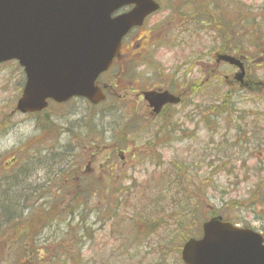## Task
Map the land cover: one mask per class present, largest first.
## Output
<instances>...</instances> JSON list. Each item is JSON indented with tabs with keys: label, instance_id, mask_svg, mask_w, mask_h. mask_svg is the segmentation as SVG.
<instances>
[{
	"label": "rangeland",
	"instance_id": "rangeland-1",
	"mask_svg": "<svg viewBox=\"0 0 264 264\" xmlns=\"http://www.w3.org/2000/svg\"><path fill=\"white\" fill-rule=\"evenodd\" d=\"M155 1L160 4L161 10L154 16L151 28L157 32L161 31V39L157 46L155 43L151 44L152 50L147 55L152 57L154 62L153 69H155L157 77L152 76L153 81H156L155 78L160 81L173 79L177 84V91L180 92H184L186 89L182 83L181 76L186 75L187 85L188 82L190 83L187 87L188 94L186 96L189 101L187 124L182 132L185 141L149 146V144H144L141 139H138V135L142 132L144 135L142 137L143 141L148 142L149 136H145V134L155 131L154 129H141V127L152 122L147 119V107L142 100L137 102L135 115L133 112H129L123 116V113L116 114L105 107L91 108L86 103L75 100L71 101L69 105L60 107L50 105L44 113L38 114L37 117L22 116L16 113V105L24 84V75L15 64L8 63L0 66V170L15 158L18 160L24 155L32 154L34 148L38 150L50 148L60 150L61 146H65L64 152L67 153L74 152L78 146L84 150L82 154L84 156H80L81 154L77 153L79 150L74 152L78 159L76 162H79L78 175H88L96 182L103 184V181L99 179L104 178L105 171L100 168V165L105 162L107 157L105 153L106 145L114 142L123 144V142L128 141L134 146L124 147V154L128 156L136 152L139 160L134 163L131 160V164H127L129 167L135 165L134 168L129 170L130 172L127 169L123 170L120 174L121 176L112 177L110 180L107 179V182H118L120 184L124 182L123 190L130 187L132 189L131 194L138 193L140 187L144 186L145 183L148 186L147 182L150 179L154 180V175L157 176L158 173L164 171L165 166L162 163L170 164L175 156L185 158L187 163L190 160L199 161L200 173L206 172L209 170L207 161H216L218 157L215 156L212 145L208 143L209 134L205 125L196 127V124L188 122L196 115L192 105L195 106L202 103L206 105L214 100L215 102L222 101L225 92L231 89V91L235 92V94L230 96L231 103L234 104L236 109V114H232V119L236 126L234 129L243 127L238 129L237 133L240 131L239 136L243 139L242 143L246 144V146L238 145L242 147V150L236 148L232 151L228 160L230 173L232 174L230 177L227 173L229 171L222 172L219 170L222 175L217 178V186L212 187L210 193L208 191L210 201L207 206L216 204L217 208H221L219 192L224 189L225 194H227L226 198H231L232 202L239 203V207L231 211L232 222L240 227L252 228L264 235V203L260 204L264 201V144L262 150H259L257 146L252 149L249 148L247 142L249 141L248 138H251L248 137L250 128L243 126L245 122L249 123L252 118H255V115L258 114L256 116L258 118L259 114H262L258 119L263 121L262 125L264 127V83L261 86L262 89L250 93L234 82L233 77L237 70L221 64L219 69L222 72V76L211 80L210 83L212 82V84L209 87L197 92L196 87L193 85L199 78L204 79L206 77L208 70H211L217 57L222 54L220 53L222 48L226 51L230 50L229 53L235 57V54L232 53V21L235 17H232V14H235L236 10L239 9L249 16L258 15L262 6L264 7V0ZM238 1L241 4L237 7ZM212 19L219 20L228 33L220 35L218 38V35L214 33L218 24L215 22L216 25H214ZM210 20L211 22L209 23ZM241 29L246 31L242 26ZM144 34L146 35L147 32L145 31ZM182 34L184 36L193 34V37L180 45L177 43L176 38L177 35ZM158 51L160 52V59H157ZM253 56L242 57L248 66L247 73L249 72L252 78L264 82V63L261 66L254 65L255 61L264 62V55ZM183 64L185 65L184 67ZM178 65H181V69L175 75L174 70ZM144 71L146 72V70ZM223 76H227V79H224ZM152 78L144 77V82L154 88L155 84L153 86L150 84ZM231 80L232 84H229ZM130 81L131 85L135 87L136 77L133 71L130 72ZM135 89L138 91L136 87ZM160 89L164 88L161 87ZM120 96L122 97V95H117L116 97ZM129 98L131 100L136 99L134 94L130 95ZM240 112L241 115H244V121L238 124L236 119L240 117V114L237 115ZM140 113L146 114V116L143 117ZM224 115L226 113L221 114L219 117ZM197 120L198 117L196 115L194 117L195 123ZM47 121L53 127L49 126L50 132H42L40 126L43 123L47 125ZM159 122L156 121L155 124ZM140 123H142L141 126ZM124 125H129V127ZM71 128L75 129L76 132L70 133L68 129L70 130ZM181 131L179 130L178 133L172 135V140H178ZM256 132L264 140L262 129L258 128ZM89 140L94 141L96 145L91 147ZM108 148L112 150L116 147L110 145ZM259 167L263 171L259 172L261 175L254 177V175L258 174L255 168ZM37 177L39 180L35 179V183H41L44 173H38ZM129 182H131V185H128ZM108 183L103 184L107 188H102L101 194L98 196L102 208H105L119 191L117 184L108 185ZM185 184L190 187L194 186V182L185 181ZM93 187H96V184ZM69 189L74 191L71 187ZM175 191L177 190L175 189ZM211 195L212 197H210ZM258 196L260 197L259 204H255L258 202L256 200ZM136 202H138L137 199ZM251 202L254 205L251 206ZM160 203L167 208L168 197L164 196ZM159 212L162 213V210H159ZM132 214L133 210L127 211L126 219L131 218ZM162 219H164L163 215L159 220L161 221ZM168 221L172 224V221L169 219ZM159 225L161 226L162 223H159ZM106 226L107 229L103 228V230H100L103 227L101 223L100 225H94L91 230V233L93 232L91 242L81 244L80 247L82 249L80 252H77V248H75L77 253L75 260H71V256H68L66 261L64 258H61L58 262L54 259L53 264H64V262L65 264H183L180 259L181 248L180 251H178L177 247L175 250L173 249L177 245L173 243L178 240L177 234L173 232L174 228L168 224L163 226L166 232L159 231L156 235L150 236L152 231L143 230L142 234L144 236L136 239L133 237L129 240V243L124 242L122 238H120L122 241L108 238V233L113 228H109L107 222ZM155 230H158V228ZM146 234L147 236H145ZM63 236H65V231H61L56 241L62 239ZM49 240H51V237H49ZM64 247L69 248L67 244ZM15 248L17 247L15 246ZM19 250L17 248L15 254L23 256L24 254L19 253ZM35 253L34 261L21 257L23 263L37 264L38 260L39 262L48 260L46 255H42L37 251ZM53 254L56 253L52 249L48 254L50 257L49 262L52 260ZM9 260L11 264H14V261L18 260V258L11 257Z\"/></svg>",
	"mask_w": 264,
	"mask_h": 264
},
{
	"label": "trees",
	"instance_id": "trees-1",
	"mask_svg": "<svg viewBox=\"0 0 264 264\" xmlns=\"http://www.w3.org/2000/svg\"><path fill=\"white\" fill-rule=\"evenodd\" d=\"M240 4L241 2L238 1L236 6ZM232 17H235L232 21V53L243 58L264 55V7L262 6L260 13L254 16H249L243 10L237 9ZM212 21L214 25H216L215 22L218 24L214 31L218 37L228 33L219 20L212 19ZM241 26L246 31L241 29ZM191 37H193L192 34L188 36V40ZM222 52L224 48L220 50V53ZM209 86L206 83L202 89ZM233 94L235 92L232 90ZM230 96V93H225L222 101L214 100L206 105H196L198 108L196 115L197 117L200 115V120L195 124L205 125L209 134L208 143L212 145V150L218 157L216 161H207L209 170L200 173L199 161L190 160L187 163L185 158L175 156L170 164L162 163L165 166L164 171L157 176L154 175L155 179H150L147 182L148 186L145 183L135 194H131L130 187L125 190L121 187V193L117 192L118 194L105 208L101 207L98 196L105 187L103 184L108 183L107 178L99 179L103 181V184H100L88 175H78L79 162H76L78 159L74 152L79 150L77 153L84 156L82 155L84 150L78 146L74 152L67 153L64 152L65 146H61L60 150L34 148L32 154L10 161L0 170V264H11L9 260L11 257L18 258L14 264H25L21 257L34 261L35 251L48 257V260L43 262L38 260L37 264H53L54 259L58 262L61 258L66 261L68 256H71V260H75L77 257L75 248L77 252H80L81 244L90 243L93 236L91 230L94 225H100V223L103 225L100 230L107 229L106 222L109 228H113L109 231L108 238L115 241L122 238L128 243L133 237L136 239L144 236L143 230L152 231L150 236L156 235L159 231L166 232L163 226L168 224L174 228L173 232L178 237L177 242H173L177 244L173 249L177 247L180 251L186 240L200 235V225L206 219L218 215L232 222L231 211L237 209L239 203L226 198L224 189L219 192L221 208H217L216 204L207 206L210 201L208 191L210 193L212 187L217 186V178L222 175L220 173L229 171L228 176L232 175L228 163L232 151L236 148L242 150V147L238 145L246 146L239 136L240 131L237 133V130L243 127L234 129L236 126L232 114H236V109L231 103ZM241 112L237 113V115L240 114V117L236 119L238 124L244 121V115H241ZM223 113L226 115L219 117ZM257 115L249 123L245 122L243 126L250 128L248 137L251 138H248V147L252 149L257 146L261 150L264 140L259 137L256 130L261 128L264 132V127L263 121L258 119L262 114H259L258 118ZM192 120L194 118L189 121L192 122ZM47 125L43 123L40 126L42 132H50L49 126L53 127V125L48 121ZM68 131L76 132L73 128ZM173 131H166L155 139L170 140L171 134H174ZM182 141H184V135L178 139V142ZM89 143L93 145L94 142L89 140ZM255 170L258 174L254 177H258L261 175L259 172L263 171L260 167ZM41 172L44 173L42 182L35 183V179L39 180L37 174ZM185 181L194 182V186L186 185ZM94 184L96 187H93ZM128 185H131V182ZM70 187L74 191H71ZM164 196L169 199L167 208L160 203ZM11 200H16L17 204L12 206ZM256 200L258 202L255 204H259L260 197L258 196ZM263 203L264 201L260 204ZM250 205L254 204L251 202ZM158 209L162 210V213ZM129 210H133V214L131 218L126 219V213ZM162 215L164 219L160 221ZM168 219L172 221V224ZM159 223L162 225L160 226ZM156 228L158 230H155ZM61 231H65V236L56 241ZM65 244L69 246L68 249L64 247ZM15 246L18 250L20 249L19 253L24 254L23 256L15 254L17 249ZM52 249L56 254L52 255V260L49 262L48 254Z\"/></svg>",
	"mask_w": 264,
	"mask_h": 264
},
{
	"label": "water",
	"instance_id": "water-1",
	"mask_svg": "<svg viewBox=\"0 0 264 264\" xmlns=\"http://www.w3.org/2000/svg\"><path fill=\"white\" fill-rule=\"evenodd\" d=\"M128 5H135L131 12L111 18ZM157 9L151 0H0V64L16 60L25 75L16 110L36 113L47 100L63 103L74 96L97 103V76L128 30ZM217 61L238 67L235 79L243 77L239 60L222 55ZM201 231L183 245V264H264L263 239L252 230L216 217Z\"/></svg>",
	"mask_w": 264,
	"mask_h": 264
},
{
	"label": "flooded vegetation",
	"instance_id": "flooded-vegetation-1",
	"mask_svg": "<svg viewBox=\"0 0 264 264\" xmlns=\"http://www.w3.org/2000/svg\"><path fill=\"white\" fill-rule=\"evenodd\" d=\"M132 9V6H129L121 11L122 13H126ZM160 12V11H159ZM158 12V13H159ZM158 13H155L153 15H150L146 17L142 23L141 26L132 28L122 39L120 49L118 53L115 55V57L112 59L111 65L109 69L101 74L96 82L95 86L100 89L104 96V100L96 105L97 108L105 107L108 110H112L114 113H123V116L125 113L133 112L134 115L136 113L137 109V102L139 100H142L147 107V119L149 121H152L150 124H146L144 127H141V129L144 130H152L155 131L153 133H147L145 136H149L148 142L143 141L142 137L144 136L142 132L138 135L144 144H149V146L163 143L164 145L168 144V139L162 138L161 140H156L155 137L163 134L166 131H175V133H178L179 130H182L180 135L183 133L184 126L187 124V116H188V98L186 97L188 94V86L187 85V79L186 75L181 76L183 80V85L185 86V90L183 91H177V84L173 81V79L167 80V81H160L157 78H155L156 81H153V77L156 76V71L153 69L154 62L152 61V57H149L147 53H150L152 50L151 44H156L160 42L161 39V31L157 32L155 29L151 28L152 20L154 16ZM145 31L147 34L145 35ZM155 31V32H154ZM144 32L142 35L141 33ZM180 36L177 35L176 41L179 43ZM181 45V44H180ZM156 51V50H155ZM159 51L157 52V59H160L159 57ZM156 60V59H155ZM244 64V63H243ZM185 65L183 64V67ZM261 66V65H259ZM248 66L243 65V78L237 82L238 86L240 88L241 85L243 86V89L252 93L255 90L262 89L261 86L264 82H261L260 80L254 79L250 76L248 71ZM142 71H141V70ZM181 65H178L175 70L174 74L177 75V73L180 71ZM146 70V72L144 71ZM133 71L136 77V84L135 87L138 89V91L135 89L134 86L131 85L130 81V72ZM214 71V70H213ZM239 69L237 70V72ZM236 74V73H235ZM144 77L151 79V85L154 86V88H151L150 86L146 85L144 82ZM200 79V78H199ZM109 80V81H108ZM108 81V82H107ZM203 81V79H202ZM186 84V85H185ZM229 84H232V80L229 82ZM194 87H196L197 92H199L200 85L198 83V80L194 82ZM202 85V84H201ZM164 89H160V88ZM230 89V88H229ZM167 93L168 97H172L170 99L172 100V103H166L162 105L159 112L155 114V109L151 107V105L146 100L147 94H163ZM225 93L232 94L231 89ZM122 95V97H116L117 95ZM135 95V100H131L129 98L130 95ZM155 106V105H153ZM156 107V106H155ZM153 108V109H152ZM194 108V106L192 107ZM106 112V111H105ZM141 116L145 117L146 114L140 113ZM200 120V117H198V121ZM156 121H160L159 123L155 124ZM193 124V122H192ZM142 123H140V126ZM126 126V125H124ZM126 127H129L127 125ZM123 130V128H122ZM174 133V134H175ZM175 141H178L177 139H174ZM172 142V140H171ZM134 143V141H133ZM129 144V145H128ZM110 145H113L114 149L111 150V148H108ZM134 146L131 142L125 141L123 144H120V142H114L110 143L109 145H106L107 148L105 149V153L107 154L106 160L103 164L100 165V168L104 170L105 176L108 178L112 177H119L121 176V172L124 170H130L135 167V165H132V167H129L127 164H131V160H133L132 163H134L136 160L138 161L139 158L137 156V153L134 152L132 155L126 156L124 147H131ZM118 192L122 191L118 188Z\"/></svg>",
	"mask_w": 264,
	"mask_h": 264
},
{
	"label": "bare ground",
	"instance_id": "bare-ground-1",
	"mask_svg": "<svg viewBox=\"0 0 264 264\" xmlns=\"http://www.w3.org/2000/svg\"><path fill=\"white\" fill-rule=\"evenodd\" d=\"M10 204H11L12 206H15V205L17 204V202H16V200H11V201H10Z\"/></svg>",
	"mask_w": 264,
	"mask_h": 264
}]
</instances>
